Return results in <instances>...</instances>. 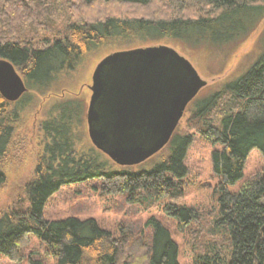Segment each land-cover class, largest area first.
Returning <instances> with one entry per match:
<instances>
[{"label":"trees","instance_id":"obj_1","mask_svg":"<svg viewBox=\"0 0 264 264\" xmlns=\"http://www.w3.org/2000/svg\"><path fill=\"white\" fill-rule=\"evenodd\" d=\"M95 3L145 10L100 13ZM263 18L264 0H0V58L11 60L28 86L16 101L0 93V187L7 178L3 159L29 91L49 92L93 52L164 39L238 44ZM84 114L80 97L61 98L48 108L40 123L43 151L26 183V198L0 212V255L22 260L33 237L39 245L27 255L30 264H46V257L56 264H184L179 242L155 215L145 222L147 234L123 226L114 232L93 217H46L49 199L63 186L96 181L101 195L157 207L190 229V264H264V53L222 88L196 99L187 130L176 128L170 151L149 168L120 165L93 143L78 149ZM195 134L214 146L217 182L206 214L182 199L189 182L185 158ZM253 150L262 155L261 168L231 190Z\"/></svg>","mask_w":264,"mask_h":264},{"label":"rangeland","instance_id":"obj_2","mask_svg":"<svg viewBox=\"0 0 264 264\" xmlns=\"http://www.w3.org/2000/svg\"><path fill=\"white\" fill-rule=\"evenodd\" d=\"M94 9L123 14H141L145 9L137 6L117 3L94 4ZM93 9V10H94ZM163 43L174 47L179 53L189 59L199 74L207 80V84L198 95L188 104L177 129L186 131L190 110L196 99L204 97L222 88L228 81L242 74L264 53V18L258 21L254 31L240 43H224L214 45L202 42L191 45L175 39H164L158 42H149L146 45ZM110 53L101 50L91 53L84 63L71 73L65 74L54 83L52 89L44 95L34 90L28 92L25 104L27 107L21 115L12 139L11 146L3 159L6 172V182L0 187V212L20 198H26V183L34 175L38 157L43 151L44 133L40 123L45 118L51 103L61 98L80 97L85 104L83 141L78 149L91 145L88 133L87 108L91 96L90 85L97 63ZM107 73L113 81L111 90L104 99L102 108L108 114V120L103 125L108 127L110 119L115 118L117 126L108 128L111 133L117 134L120 130L132 128L131 122L142 123L146 127L151 123L160 122L163 111L170 104L175 94L179 92L188 78L181 67L170 56H164L158 62H151L141 56L124 57L110 67ZM21 75H23L20 72ZM112 121V120H111ZM149 132V131H148ZM144 141V140H143ZM129 142L118 137L116 144ZM214 146L201 135L195 134L188 148L185 163L189 170V182L186 185L182 199L190 205L198 207L205 214L213 209V186L217 178L212 166V151ZM170 151L165 145L160 151L143 162L131 166L132 169L149 168L159 162L163 155ZM263 158L259 151L253 150L247 160L243 177L230 186L236 190L241 182L250 174L261 168ZM96 181H87L63 186L48 201L45 214L50 219L77 217L86 219L96 218L102 225L111 228L114 232L123 226L125 230L140 234L150 232L145 227L146 220L155 215L169 226L173 236L180 244L179 260L184 264L192 261V249L189 246L191 233L188 229H181L177 221L168 217L157 207L144 209L142 206L128 202L123 195H101L95 188ZM143 234V235H144ZM38 240L31 238L24 248V258L13 260L4 254L0 255V264H30L29 252L37 249ZM46 264H56L51 257H46Z\"/></svg>","mask_w":264,"mask_h":264},{"label":"water","instance_id":"obj_3","mask_svg":"<svg viewBox=\"0 0 264 264\" xmlns=\"http://www.w3.org/2000/svg\"><path fill=\"white\" fill-rule=\"evenodd\" d=\"M134 55L144 57L151 62H158L162 57L170 56L181 67L188 80L172 97L170 104L163 111L160 122L151 123L146 127L142 123L132 121L130 124L132 128L120 130L117 134L111 133L108 128L117 126V121L112 118L110 119L112 126L103 125V121L108 120V114H105L102 105L105 96L111 87H114L113 84L117 82V79L113 81L106 69L120 62L122 58ZM206 84L207 80L199 74L192 62L170 45L154 43L110 52L97 63L92 75L90 85L92 92L86 114L89 137L116 163L139 164L167 145L188 104ZM27 90L28 86L14 63L9 59L0 58V93L3 97L16 101ZM118 137L129 142L116 144Z\"/></svg>","mask_w":264,"mask_h":264},{"label":"flooded vegetation","instance_id":"obj_4","mask_svg":"<svg viewBox=\"0 0 264 264\" xmlns=\"http://www.w3.org/2000/svg\"><path fill=\"white\" fill-rule=\"evenodd\" d=\"M88 125V124H87ZM89 133V132H88ZM91 139V138H90ZM92 142V141H91ZM93 143V142H92ZM94 144V143H93ZM95 145V144H94ZM96 146V145H95ZM97 147V146H96ZM98 148V147H97ZM98 149H100V148H98ZM101 151H102V149H100ZM102 152H104V151H102Z\"/></svg>","mask_w":264,"mask_h":264}]
</instances>
